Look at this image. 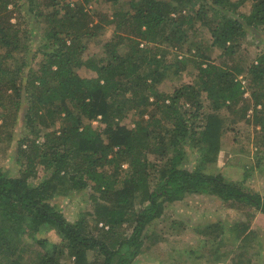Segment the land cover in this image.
Here are the masks:
<instances>
[{
  "label": "trees",
  "instance_id": "1",
  "mask_svg": "<svg viewBox=\"0 0 264 264\" xmlns=\"http://www.w3.org/2000/svg\"><path fill=\"white\" fill-rule=\"evenodd\" d=\"M15 1L0 0V152L12 140L20 167L16 176L0 170V264H62L65 255L73 264H134L147 243L166 240L153 229L167 206L190 195L217 196L239 214L255 209L233 226L237 242L251 244L264 228V199L203 166L218 162L230 115L241 107L246 116V91L264 148V0H26L27 21L43 28L25 42L8 14ZM100 3L105 13L89 9ZM248 38L263 46L250 64L240 54ZM186 72L191 82L159 89ZM131 113L133 128L122 124ZM190 152L200 157L193 169ZM89 188L97 234L52 202ZM210 226L196 234L219 237ZM170 227L186 231L181 220ZM46 228L62 240L44 237Z\"/></svg>",
  "mask_w": 264,
  "mask_h": 264
},
{
  "label": "rangeland",
  "instance_id": "2",
  "mask_svg": "<svg viewBox=\"0 0 264 264\" xmlns=\"http://www.w3.org/2000/svg\"><path fill=\"white\" fill-rule=\"evenodd\" d=\"M25 1L26 0H16L14 4L9 5L10 11L8 12L11 19V24L14 25L13 29L19 31L23 42H25V39H29L31 36H38V31H41L43 28V25H40L37 26L38 29H36L35 25H32L27 21L28 15L26 14V6L24 4ZM70 1L74 2L78 0ZM95 8L97 11L102 13H105L106 11V5L102 3L93 4L89 9L93 10ZM113 31V25L107 26L105 34L100 38L106 39ZM205 33H207L206 29L204 30V34ZM200 35L203 36V32H200ZM257 43H255L251 38H248L247 42L243 44L240 54L244 56L247 64L252 63L255 60L256 54H258L259 50H262L263 46L260 47ZM91 50L92 49L87 51L85 57H89L93 54L96 55L99 49L96 48L95 50ZM174 53L176 52L171 51L168 54L167 59H173V56L175 55ZM219 54L220 50H214V52L211 53L212 60H217L216 58ZM40 59L41 57L38 58V62ZM218 62H220V59L217 61V63ZM79 73L82 76H86L88 74L86 69L79 70ZM240 79H242V77H240ZM191 80V74L186 72L182 78L175 77L172 80L161 84L159 89L165 93H172L175 88L182 84L189 83ZM244 82L247 81L244 80ZM244 87H248V84L245 83ZM243 98L247 101V104L250 105L245 113L246 116H242V111L240 109L241 107L237 108L238 110L235 109L238 113L236 112L235 115H230L231 118L236 120V123L230 125L223 133V148L220 152L218 162L210 166L204 165L203 170H205L207 173L210 172L221 174L228 182L240 187L244 192L259 194L264 199V148L257 144V136L260 137L261 127H255L252 121L256 108H254L255 105L252 99L251 91H246L243 94ZM202 100L206 101L205 96H203ZM257 109L260 110L261 106H258ZM223 112L227 116L230 114L227 109H223ZM136 119V115L131 113V116L122 121V124L133 128ZM95 124L97 125L98 123ZM5 147L6 149L3 150V152H0V170L6 171L8 174L16 176L19 174L20 167L18 166L19 164L17 165L15 162V158L12 154L13 141H8ZM198 157L199 155H197L196 152L188 153L187 168L193 169L197 164H199L200 157ZM152 159L154 161L156 158L152 157ZM124 168L127 169L128 166L125 165ZM39 171V176L43 179L45 173L42 171V168H40ZM91 193L92 191L89 188L80 193H73L71 197L56 198L52 202L69 222L76 223L78 220L83 219L84 223L87 222V224H89L90 231L94 234H97L94 229L95 223L93 219L87 215V212H89L91 208L89 201V195ZM177 203L167 206L164 219L159 221V223L153 229V233L157 237H162L166 240L161 239L157 243V247H154L152 250H148L147 246L149 244L147 243V245H145L142 250L141 256L135 260L134 264H214V255L209 253L208 249H205L198 244L196 246L192 244L191 240L194 238L193 236H184V238L183 235L181 237L176 236L177 234L170 227V223L185 217L186 214L188 215V213L185 214L181 210L183 209L182 207L190 206L189 203H195V206H200L201 210L204 209L201 214H209L210 210H212V212H218V209H216L218 208V203H221V206L223 207L224 203L217 196L207 195H190L183 200L182 204ZM225 211L227 214L226 218H232L234 220L229 222V225H226L227 228L234 226V224L240 222V220H247V215L252 213H256V215L258 214L253 208H248L242 211L240 214L233 213L232 211L227 212V209H225ZM197 212L198 213H196V215L199 214L198 209ZM196 215L194 212H191V215L188 216L195 218L194 225H199L202 223V221L196 222ZM173 216L175 217L174 219ZM224 226L225 225H222L221 227ZM187 228L191 231L190 227ZM42 234L53 243H59L62 240L57 231L51 228L43 229ZM153 238L154 237H151L150 239ZM21 241L23 244L28 246V248H30L29 252L31 250L41 252V248L38 247V245L32 239L24 238ZM250 242L251 244L248 241L237 244L235 248L231 249V251H234L232 257L229 258V260L226 259L227 261H222L220 263L232 264L231 259L245 251V254H247V257L251 260L248 258L246 259L245 257V260L242 262L243 264H264V228L258 230L257 235H255L253 240ZM25 256L28 257L30 254ZM73 261L74 258H70L67 255L61 257L60 259L62 264H73ZM248 261L250 263H248Z\"/></svg>",
  "mask_w": 264,
  "mask_h": 264
},
{
  "label": "crops",
  "instance_id": "3",
  "mask_svg": "<svg viewBox=\"0 0 264 264\" xmlns=\"http://www.w3.org/2000/svg\"><path fill=\"white\" fill-rule=\"evenodd\" d=\"M179 203L182 204L183 201L182 202H178L177 204H179ZM189 204H190V206L182 207L183 209L181 211L183 213H185V214L188 213V215H191V212L192 213L194 212V214L196 215V213H198L197 212V209H198L200 215L199 214L196 215L197 216L196 222H201L202 221V223L199 224V225H194L195 218H191L187 214H186L185 217H182L180 219L177 218L178 220H181V221L185 222L186 231H185V233H183L181 235H176V236H180L181 237L183 235V238H184V236H193L194 238L191 240V243L194 244L195 246L198 244L201 247H204L205 249H208L209 250L208 252L214 255L213 256L214 260H215V258H214L215 256H220L222 258L220 260L221 262L229 260V258H231L233 253H234V251H231V249L235 248L237 246V244H239L240 242H237V239H236L237 231L235 229H233V226L232 227H228V228L226 227V225H229V222H232L234 220L232 218H226L227 214H226L225 209L228 210L227 212L232 211L233 213H236V214L238 212L233 210V209L227 208L225 206L223 207V206H221L222 205L221 203H218V206H217L218 208H216V209H218V212H212V210H210L209 214H205V213L201 214V212L204 211V209L201 210L200 209L201 207L200 206H195V203H193V204L189 203ZM174 218L175 217L173 216V219ZM210 225H215V227L216 226L220 227V229H218L219 230L218 233H217V228L215 229L216 235L220 234L219 237H217V238L204 237V236H200V235L198 236L196 234L195 230L197 228H200V227H202V228L211 227ZM220 225L221 226L225 225V226L221 227ZM187 227H190L191 231ZM220 241H222V243H220ZM236 258H237V256H234L233 259H231L232 260V264H234L236 262ZM247 258L248 257L246 256V259ZM249 260H251V259H249ZM215 262H216V260L214 261V264H215ZM248 263H250V262L248 261ZM239 264H243V263L241 262Z\"/></svg>",
  "mask_w": 264,
  "mask_h": 264
},
{
  "label": "built area",
  "instance_id": "4",
  "mask_svg": "<svg viewBox=\"0 0 264 264\" xmlns=\"http://www.w3.org/2000/svg\"><path fill=\"white\" fill-rule=\"evenodd\" d=\"M219 264H228V263H219Z\"/></svg>",
  "mask_w": 264,
  "mask_h": 264
}]
</instances>
